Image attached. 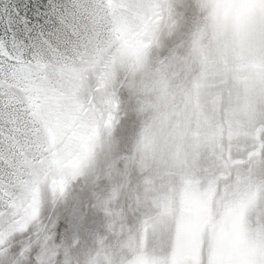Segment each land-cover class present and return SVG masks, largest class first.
Listing matches in <instances>:
<instances>
[{
	"label": "snow or ice",
	"instance_id": "1",
	"mask_svg": "<svg viewBox=\"0 0 264 264\" xmlns=\"http://www.w3.org/2000/svg\"><path fill=\"white\" fill-rule=\"evenodd\" d=\"M117 130L141 181L85 264H264V0H0L3 264Z\"/></svg>",
	"mask_w": 264,
	"mask_h": 264
},
{
	"label": "rangeland",
	"instance_id": "2",
	"mask_svg": "<svg viewBox=\"0 0 264 264\" xmlns=\"http://www.w3.org/2000/svg\"><path fill=\"white\" fill-rule=\"evenodd\" d=\"M114 136L112 147L100 154L96 173L86 172L70 185L63 196L45 190L39 220L28 233L15 235L9 244L10 251L17 249L15 255L19 260L14 264H36L52 248L59 251L56 257L58 264H85L88 256L97 251L101 238L115 241L107 228L110 217L98 204L120 188L118 206L130 208L141 176L138 171L129 170L125 163L126 158L134 153L135 135L127 142L120 130ZM113 163L118 166L119 175H109ZM139 219L138 214H129L126 220L128 227H138ZM48 236L52 237L50 241ZM3 261L4 257H0V264Z\"/></svg>",
	"mask_w": 264,
	"mask_h": 264
}]
</instances>
